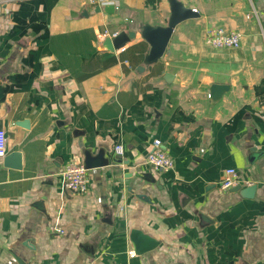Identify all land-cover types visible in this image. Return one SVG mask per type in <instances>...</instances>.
<instances>
[{
	"label": "crops",
	"instance_id": "0c3cea01",
	"mask_svg": "<svg viewBox=\"0 0 264 264\" xmlns=\"http://www.w3.org/2000/svg\"><path fill=\"white\" fill-rule=\"evenodd\" d=\"M115 1L110 14L101 0H0V264H264V153L250 160L264 150V0H183L199 16L152 63L140 29L167 24L169 1ZM210 26L241 44H207ZM107 29L136 35L111 50ZM217 82L231 87L214 102ZM155 138L174 167L146 163ZM101 147L110 163L90 168L89 190L65 189V165ZM231 167L253 197L221 189ZM134 228L157 245L137 253Z\"/></svg>",
	"mask_w": 264,
	"mask_h": 264
},
{
	"label": "water",
	"instance_id": "95a60500",
	"mask_svg": "<svg viewBox=\"0 0 264 264\" xmlns=\"http://www.w3.org/2000/svg\"><path fill=\"white\" fill-rule=\"evenodd\" d=\"M170 3L171 13L168 19V23L165 25L143 23L140 29L142 36L150 43V49L145 55V63H152L162 57L167 51L169 41L176 26L189 18L199 16L196 9L187 5L183 0H168ZM108 13L115 12V4L108 3L100 6ZM136 31L134 29H121L114 36H108L104 39L103 44L105 47L111 50L119 49L124 46L131 38L135 37ZM230 84L227 83H213L210 87V99L214 102L218 101L223 93L230 89ZM18 123L22 125H28V120H21ZM264 153V150L257 151L255 155L251 157L253 160L257 156ZM17 159V162H16ZM7 163L14 164L15 166L21 165V152L12 151L7 155ZM15 162V163H14ZM86 167L94 168L110 163V158L106 155V149L101 147L95 154L90 149H84V161ZM148 180L157 181L152 172H145L143 174ZM257 184L253 183L245 185L237 183L231 187V191H239L240 195L244 197H253L256 191ZM142 195V194H141ZM130 239L137 253H143L151 250L157 245V239L142 231L141 229L134 228L130 233Z\"/></svg>",
	"mask_w": 264,
	"mask_h": 264
},
{
	"label": "built area",
	"instance_id": "2783aa9c",
	"mask_svg": "<svg viewBox=\"0 0 264 264\" xmlns=\"http://www.w3.org/2000/svg\"><path fill=\"white\" fill-rule=\"evenodd\" d=\"M102 4L114 3L115 0H101ZM116 7V5H115ZM117 31L110 32L109 29L101 33V37L106 35L114 36ZM242 33L235 29H227L223 26H210L207 27L205 34V42L217 49L235 48L241 44ZM7 136L4 128L0 127V157L6 154ZM115 153L118 156H123V144L115 145ZM150 168L163 171L174 167V159L167 149L163 147L162 141L155 138L152 143V148L147 155V162ZM89 168L86 167L84 162L70 161L65 165L62 170L61 178L62 185L65 189L71 192H87L90 188V174ZM239 183L238 171L236 168L231 167L227 169V176L220 183L221 189L227 190ZM52 229L57 232H63L64 229L60 225H53ZM130 256H134L136 252L133 249L128 251ZM28 264H40L36 260H30ZM85 264H95L93 260Z\"/></svg>",
	"mask_w": 264,
	"mask_h": 264
},
{
	"label": "rangeland",
	"instance_id": "374dc122",
	"mask_svg": "<svg viewBox=\"0 0 264 264\" xmlns=\"http://www.w3.org/2000/svg\"><path fill=\"white\" fill-rule=\"evenodd\" d=\"M176 87H177V86H176ZM176 87H175V88H176ZM176 89H177V88H176ZM177 94L179 95V91H178V93H177ZM204 95H205V99H206V95H207V94H206V93H204ZM173 100H174V99H173ZM174 101H176V99H175Z\"/></svg>",
	"mask_w": 264,
	"mask_h": 264
}]
</instances>
